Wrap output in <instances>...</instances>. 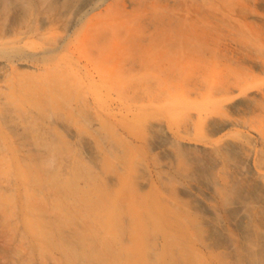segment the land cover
Here are the masks:
<instances>
[{
  "label": "rangeland",
  "instance_id": "374dc122",
  "mask_svg": "<svg viewBox=\"0 0 264 264\" xmlns=\"http://www.w3.org/2000/svg\"><path fill=\"white\" fill-rule=\"evenodd\" d=\"M0 264H264V0H0Z\"/></svg>",
  "mask_w": 264,
  "mask_h": 264
},
{
  "label": "bare ground",
  "instance_id": "6f19581e",
  "mask_svg": "<svg viewBox=\"0 0 264 264\" xmlns=\"http://www.w3.org/2000/svg\"><path fill=\"white\" fill-rule=\"evenodd\" d=\"M189 193H191V191H188ZM203 206H205V207H207L209 210H213L212 208H211V206H209L206 202H204V203H201Z\"/></svg>",
  "mask_w": 264,
  "mask_h": 264
}]
</instances>
